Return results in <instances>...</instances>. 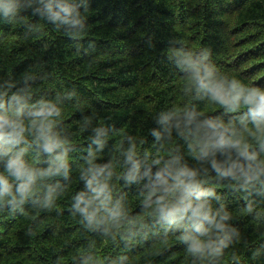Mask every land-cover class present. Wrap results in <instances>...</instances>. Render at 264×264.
Returning <instances> with one entry per match:
<instances>
[{"label":"clouds","instance_id":"obj_1","mask_svg":"<svg viewBox=\"0 0 264 264\" xmlns=\"http://www.w3.org/2000/svg\"><path fill=\"white\" fill-rule=\"evenodd\" d=\"M90 15V0H0V27L28 35L50 28L85 54L93 47L84 46ZM164 57L183 99L148 110L146 134L115 130L106 117L85 114L81 100L79 133L87 136L79 162L73 154L81 145L64 127L76 90L50 96L36 87V74L0 77V212L52 211L75 178L68 210L85 232L128 246L149 233L173 235L189 264H220L238 238L229 194L241 198L243 215L264 223V86L223 70L210 47L188 40H171ZM261 255L264 245L252 252ZM106 260L130 264L126 254L89 251L72 264Z\"/></svg>","mask_w":264,"mask_h":264},{"label":"trees","instance_id":"obj_2","mask_svg":"<svg viewBox=\"0 0 264 264\" xmlns=\"http://www.w3.org/2000/svg\"><path fill=\"white\" fill-rule=\"evenodd\" d=\"M90 9L84 46L93 47L87 54L50 28L28 35L19 27H0V77L36 74L42 77L36 87L50 96L76 90L64 127L81 145L73 154L77 162L87 136L79 133L81 100L89 104L85 114L106 117L115 130L146 134L148 110L183 99L164 57L171 40L208 46L223 70L264 86V0H90ZM119 139L111 138L102 159ZM150 146L149 138L145 147ZM78 186L74 178L52 211L0 212V264H72L85 251L102 258L126 254L130 264H189L173 235L149 233L128 246L119 237L85 232L68 210ZM126 195L130 212L137 214L135 190ZM226 203L239 235L220 264H264V255L252 256L264 245V223L241 213L239 196L229 194Z\"/></svg>","mask_w":264,"mask_h":264}]
</instances>
